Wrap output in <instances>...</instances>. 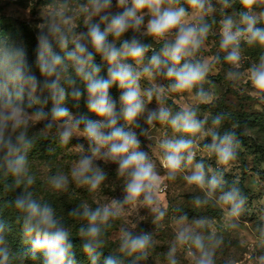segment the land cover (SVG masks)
<instances>
[{"label":"clouds","instance_id":"obj_1","mask_svg":"<svg viewBox=\"0 0 264 264\" xmlns=\"http://www.w3.org/2000/svg\"><path fill=\"white\" fill-rule=\"evenodd\" d=\"M217 3L224 16L220 21V49L231 66L227 78L237 82L245 76L240 71L242 43L260 48L259 60L247 69L246 80L254 89L255 97L264 102V27H258L264 24V0H239L242 6L238 13L239 25L231 15L224 13L232 7L233 0H217ZM258 8L262 10L257 12ZM214 11L212 0H116L115 4L113 0H84L83 3L75 0L73 6L69 0H55L39 14L42 22L38 26L35 51L39 77L33 73L22 45L0 41V174L6 178L5 191L22 189L11 203L18 213L17 221L23 226L25 242L31 245L27 255L32 260L41 259L42 264H76L70 231L49 203L34 198L29 191L35 182L28 159L34 145L29 135L33 123L44 122L41 134L45 136L55 126L61 145H67L74 135L87 139L88 154L81 156L70 175L77 185L86 187L89 192H96L106 179L105 172L96 163L98 159L118 165V176L124 181L123 200L96 208L85 203L71 213L87 222L79 228V236L91 264H99L104 229L110 220L123 214L124 205L147 207L157 213V220L165 215L159 206L162 178L148 153L141 150V141L133 130L146 110V101L155 97L160 105L157 110L148 112L146 123L149 126L159 122L181 134L162 139L158 144L167 180H175L183 165L192 164L196 155L192 149L196 140L204 136L211 137V143L204 147L209 155L215 156L218 165L226 169L236 159L239 144L235 133L221 135L216 131L223 117L216 116L212 120L213 127L206 130L207 118L198 119L192 108L173 113L164 106L166 92L191 95L196 90L195 98L199 103L210 102V93L203 89L210 61L198 56L211 31L206 18ZM81 16L86 31L77 33L75 21ZM129 32L132 36L127 38ZM139 36L150 37L159 45V50L151 43L141 42ZM149 51L153 55L145 63V54ZM97 55L108 65L106 79L94 62ZM158 76L169 81L167 88L154 83ZM142 80L148 81L151 87L142 88ZM78 81L83 89L77 86ZM114 85L121 89L119 112L109 95ZM45 92L47 96L43 95ZM85 92L87 107L101 117L99 121L74 118L65 106L69 96L79 101ZM49 101L50 112L36 107L47 105ZM121 119L125 124L118 126ZM142 134L147 135V130ZM222 176L220 173L207 178L201 162L196 163L195 170L184 179L204 192L203 200L199 197L194 200L196 206L212 200L224 209L231 221L241 215L247 198L236 186L225 190ZM49 183L54 190L62 191L68 186L69 177L59 174L51 177ZM193 223L195 227L182 224L178 228L175 242L167 253L168 264H178V247L188 248L193 264H215L216 249L222 238H217L215 233L205 237L196 230L205 226V219ZM230 226L236 227L235 223ZM151 247L150 233L134 235L123 231L121 234L119 251L122 256L131 258L132 264L146 260ZM19 259L0 221V264H18ZM103 264H123V260L109 255L104 257ZM258 264H264V255L258 257Z\"/></svg>","mask_w":264,"mask_h":264},{"label":"rangeland","instance_id":"obj_2","mask_svg":"<svg viewBox=\"0 0 264 264\" xmlns=\"http://www.w3.org/2000/svg\"><path fill=\"white\" fill-rule=\"evenodd\" d=\"M54 2L55 0H0V41L10 45H22L27 51V57L31 55L32 49L38 43V26L42 22L39 14ZM80 2L83 3L84 0H80ZM115 2L116 0H113V4ZM69 3L70 6H73L75 0H69ZM212 4L215 11L206 18L211 25V31L198 56L202 60L210 61V71L203 84V89L210 93L211 100L207 103H199L195 98L196 90L191 95L166 92L164 106L171 108L173 113L185 107L192 108L196 111L198 119L207 118L206 130L213 127L212 120L216 116L223 117L219 115L218 110L236 111L238 114L247 113L258 116L259 120L242 117L238 122L233 116L229 120L223 117L216 131L221 135L225 132H234L239 144L236 159L226 169L217 164L214 155L208 154L204 146L211 143V137L204 136L203 139H198L195 142L192 150L196 155L192 164L183 165L182 171L175 180H167L166 169L160 163L163 154L158 144L162 139L179 137L181 134L174 133L169 126L159 122L149 126L146 123L148 112L157 110L160 105L155 97L150 102L146 101V110L136 122L138 127L133 130L141 141V150L148 153L158 175L162 178L159 206L165 215L163 219L157 220V213L147 207L133 208L124 205L123 214L117 219L110 220L109 226L104 229L102 236L104 247L100 250L103 255L99 264H103L104 257L109 255L123 260V264H132V259L122 256L119 251L120 237L123 231H129L134 235L142 232L152 235L149 256L139 264H168L167 253L175 242L178 228L182 224L195 227L193 222L198 219L207 221L203 228L196 229L198 232L205 237L215 233L217 238H222L221 245L216 249L215 264H258V257L264 255V102L255 97L254 89L246 80L247 69L253 63L258 62L261 49L250 48L242 43L243 58L240 71L245 76L237 82L230 81L227 78V73L231 66L224 60L225 53L220 49V21L224 16L221 15L217 0H212ZM182 6L191 12L186 4H182ZM241 10L242 6L239 4V0H233L232 7L225 9L224 13L231 15L239 25L238 13ZM261 10L256 9L257 12ZM147 19L145 17V23H147ZM213 21L215 22L213 23ZM75 23L77 33L86 31L82 16ZM258 27H264V24H260ZM126 36L130 38L132 33L129 32ZM139 39L143 43L153 44L157 51L159 50V45H155L150 37L139 36ZM89 50L92 49L89 48ZM152 55L151 51L146 53L144 62L147 63ZM217 57L218 59H216ZM94 62L100 66V75L106 79L108 65L98 55ZM32 71L38 77L40 76L38 69ZM154 83L167 88L169 81L158 76ZM77 86L81 89L84 87L79 81ZM141 87H151V84L142 80ZM43 95L47 96L48 94L45 92ZM109 95L115 100L117 112H119L121 96L119 86L114 85L109 90ZM86 101L87 93L85 92L79 101L69 96L65 106L74 118L85 117L89 120L99 121L101 117L88 109ZM36 107H43L46 112H50L52 104L49 101L47 105L41 104ZM43 123H33L29 129V135L34 139L33 148L28 153L30 171L35 181L31 186L33 195L38 196V200L49 203L64 227L70 231L71 237L77 239L70 241L74 245L76 264H91L87 254L83 252L81 247L83 241L79 236V228L82 225L86 226L87 222L82 218L73 217L71 213L85 203L91 208H96L113 202H121L124 197V181L118 176V165L111 161L98 159L96 163L106 174V179L100 188L92 193L86 187L77 185L72 180L70 172L81 156L88 154L87 139L81 135H74L67 145H61L55 126L46 136L41 134ZM124 124L123 119L118 122V126ZM82 128L83 124H81ZM144 130H147V135L142 134ZM238 131L243 135V139L240 138L241 134ZM201 162L205 165L207 178L213 174L223 173L222 179L226 182L225 190L236 186L247 198L245 208L238 218L229 221L225 216L224 209L212 200L199 207L195 205L194 200L197 197L203 200L204 192L194 185H189L184 177L191 175L195 170V164ZM59 174L69 177L68 186L62 191L54 190L49 183L51 177ZM0 221L5 225V235L9 245L19 254L18 264H42L39 259L32 260L30 255L22 253L13 245L23 226L17 221L14 211L5 203L4 187L1 183ZM232 223H235V228L230 226ZM176 259L178 264H193L187 247L177 248Z\"/></svg>","mask_w":264,"mask_h":264},{"label":"trees","instance_id":"obj_3","mask_svg":"<svg viewBox=\"0 0 264 264\" xmlns=\"http://www.w3.org/2000/svg\"><path fill=\"white\" fill-rule=\"evenodd\" d=\"M36 48H37V44L35 45V47L32 49V52H31V55H29L27 57L28 59V62L29 64H31L32 66V70H37L38 67L36 66V56H35V51H36ZM219 112V115H222L225 119L229 120L232 116L233 118H235L236 121L240 122L241 121V118H249V119H252V120H259V117L258 116H255V115H249L247 113H243V114H238L236 111H231L229 112L228 110H225V111H222V110H218ZM239 133V131H238ZM241 134V133H239ZM240 138L243 139V135L241 134L240 135ZM10 179V178H9ZM5 180L6 178L3 177L2 178V175H0V183L2 185H4L5 183ZM225 187V186H224ZM226 188V187H225ZM22 189H16L15 192L13 191H5L4 190V194H5V203L7 204L8 207H10L12 209V211H14V214L15 216H18V213L16 212L15 208L13 207L12 205V201L15 199V196L21 191ZM29 191L32 192V189L30 187ZM219 191V190H218ZM33 193V192H32ZM34 198L38 199V196L36 195H33ZM20 225H22L20 223ZM73 240H77V239H74L72 237H70V241H73ZM15 244H13L16 248L20 249L22 251V253L24 254H28V252H30V247L31 245L29 243H26L25 242V239H24V236H23V231H21L20 235L17 236L16 240L14 241ZM40 262L42 263V260L39 259Z\"/></svg>","mask_w":264,"mask_h":264}]
</instances>
